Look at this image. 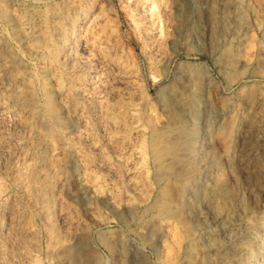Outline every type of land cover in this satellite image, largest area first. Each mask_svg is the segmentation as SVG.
<instances>
[{
	"label": "rangeland",
	"instance_id": "374dc122",
	"mask_svg": "<svg viewBox=\"0 0 264 264\" xmlns=\"http://www.w3.org/2000/svg\"><path fill=\"white\" fill-rule=\"evenodd\" d=\"M0 94V264H264V0H0Z\"/></svg>",
	"mask_w": 264,
	"mask_h": 264
},
{
	"label": "bare ground",
	"instance_id": "6f19581e",
	"mask_svg": "<svg viewBox=\"0 0 264 264\" xmlns=\"http://www.w3.org/2000/svg\"><path fill=\"white\" fill-rule=\"evenodd\" d=\"M83 23V22H82ZM76 24V23H75ZM75 28V27H74ZM77 30V29H76ZM73 37V36H72ZM2 63V62H1ZM4 63H6V62H4ZM3 63V64H4ZM8 63V62H7ZM55 63V62H54ZM11 65V64H10ZM5 66V65H4ZM10 67V66H9ZM13 67V66H12ZM16 67V66H15ZM7 68V67H6ZM11 68V67H10ZM4 69V68H3ZM8 71V70H7ZM11 71V70H10ZM13 72V71H12ZM12 72H11V74H12ZM15 72V71H14ZM2 73V72H1ZM7 73V72H6ZM3 74V73H2ZM8 76H9V74H7ZM5 76H6V74H5ZM4 76V77H5ZM7 76V77H8ZM10 77H12V76H10ZM9 78V77H8ZM16 79V78H15ZM3 80V79H2ZM4 82V81H3ZM7 82V81H6ZM24 86V85H23ZM6 87V86H5ZM25 92V91H24ZM23 92V93H24ZM20 93H22V92H20ZM1 95V94H0ZM28 95V94H27ZM19 97H21L20 95H18ZM16 98V97H15ZM23 98V97H22ZM29 98V97H28ZM26 100H28V99H26ZM30 100H32L31 98H30ZM29 100V101H30ZM20 101V100H19ZM24 101V100H23ZM21 102H22V100H21ZM32 102V101H31ZM1 103V102H0ZM20 105V104H19ZM23 107H24V105H23ZM4 108V107H3ZM21 108V107H20ZM6 111V110H5ZM27 111H28V109H27ZM31 112V111H30ZM23 114V113H22ZM30 114V113H29ZM29 116V115H28ZM14 117V116H13ZM16 118V117H15ZM25 118H26V116H25ZM22 119H23V117H22ZM10 120V119H9ZM4 121V120H3ZM30 121V120H29ZM40 122V121H39ZM4 125V124H3ZM41 125V124H40ZM5 126V125H4ZM9 126V125H8ZM20 126V125H19ZM23 126H25L24 125V123H23ZM6 127V126H5ZM30 127V126H29ZM28 128V127H27ZM23 129V128H22ZM26 130V129H25ZM22 131V130H21ZM5 132V131H4ZM8 133V132H7ZM11 133V132H10ZM36 133V132H35ZM27 136V135H26ZM18 137V136H17ZM38 139V138H37ZM31 140V139H30ZM38 141H40V140H38ZM30 144V143H29ZM44 144V143H43ZM38 145V144H37ZM40 145H42V144H40ZM46 145V144H45ZM12 146V145H11ZM18 146V145H17ZM32 146V145H31ZM5 146H3V148H4ZM34 147V146H33ZM9 148V147H8ZM18 148H19V146H18ZM17 148V149H18ZM31 148V147H30ZM36 148V147H35ZM6 149V148H5ZM4 149V150H5ZM3 150V149H2ZM4 150L2 151V152H4ZM6 151V150H5ZM50 153V152H49ZM3 154V153H2ZM28 154V153H27ZM15 155V154H14ZM32 155V154H31ZM3 157V156H2ZM24 158V157H23ZM5 159V158H4ZM31 161V160H30ZM7 163V162H6ZM11 163V162H10ZM13 163V162H12ZM3 164V163H2ZM20 165V164H19ZM5 166V165H4ZM31 166V165H30ZM47 167V166H46ZM32 169V168H31ZM10 170V169H9ZM16 170V169H15ZM30 170V169H29ZM41 170V169H40ZM8 171V170H7ZM14 172V171H13ZM47 172V171H46ZM53 172V171H52ZM30 173V172H29ZM37 174V173H36ZM42 174V173H41ZM14 176V175H13ZM41 179V178H40ZM31 180V179H30ZM42 180V179H41ZM15 181V180H14ZM50 181V180H49ZM37 182V181H36ZM22 188V187H21ZM40 190V189H39ZM25 192V191H24ZM37 192V191H36ZM32 193V192H31ZM34 193V192H33ZM19 194V193H18ZM23 194V193H22ZM24 196V195H23ZM32 197V196H31ZM30 197V198H31ZM43 197V196H42ZM20 198V197H19ZM22 199V198H21ZM21 201V200H20ZM19 201V202H20ZM26 202V201H25ZM35 202V201H34ZM24 204V203H23ZM27 204V203H26ZM37 204V203H36ZM41 205V204H40ZM13 206H15V205H13ZM35 206V205H34ZM22 207V206H21ZM27 207V206H26ZM37 207V206H36ZM16 208H18V207H16ZM11 209V208H10ZM25 210V209H24ZM41 210H42V208H41ZM19 212V211H18ZM21 212V211H20ZM26 212V211H25ZM2 214V213H1ZM14 214H15V212H14ZM6 215V214H5ZM13 215V214H12ZM18 216V215H17ZM45 217V216H44ZM31 218V217H30ZM32 219V218H31ZM16 221V220H15ZM24 221V220H23ZM31 222H32V220H31ZM13 226V225H12ZM27 227V226H26ZM18 228V227H17ZM8 229V228H7ZM13 229V228H12ZM32 229V228H31ZM37 229V228H36ZM11 230V229H10ZM19 230V229H18ZM17 230V231H18ZM16 231V232H17ZM15 232V231H14ZM28 232V231H27ZM32 232V231H31ZM34 232V231H33ZM39 233V232H38ZM34 234V233H33ZM5 235V234H4ZM11 235V234H10ZM15 235V234H14ZM31 235V234H30ZM6 236V235H5ZM26 236V235H25ZM24 237V236H23ZM35 237H36V235H35ZM4 238V237H3ZM34 238V237H33ZM17 239V238H16ZM39 239V238H38ZM32 239H30V241H31ZM8 241V240H7ZM32 242V241H31ZM13 243V242H12ZM17 243V242H16ZM14 244V243H13ZM19 245V244H18ZM25 245V244H24ZM35 247V246H34ZM23 248V247H22ZM27 249V248H26ZM9 250V249H8ZM9 252V251H8ZM27 252V251H26ZM30 253V252H29ZM28 254V253H27ZM20 258V257H19ZM24 262V261H23ZM39 262V261H38ZM34 263V262H33ZM36 264V263H35Z\"/></svg>",
	"mask_w": 264,
	"mask_h": 264
}]
</instances>
